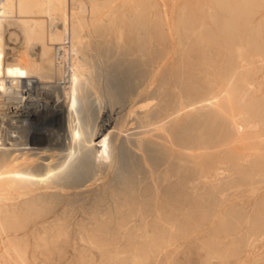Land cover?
<instances>
[{
	"label": "rangeland",
	"instance_id": "obj_1",
	"mask_svg": "<svg viewBox=\"0 0 264 264\" xmlns=\"http://www.w3.org/2000/svg\"><path fill=\"white\" fill-rule=\"evenodd\" d=\"M219 1L220 6L215 0H119L82 14L85 26L80 35L86 44L81 56L94 66L86 69L91 75L83 85L84 113L90 124L85 139L97 136L98 117L105 115L112 131L103 147L111 162L100 173L95 170L96 179L85 189L81 183L93 175V166H84L73 176L65 195L30 201L8 220L10 234L17 236L12 244L26 255L28 264H237L243 259L248 236L264 233V106L253 114L260 122L258 135L245 130L242 137L248 136L242 142L235 140L229 128L232 107L219 100L213 113L189 111L174 118L169 141L167 126H158L161 138L149 144L145 165L127 149L137 142L130 131L139 126L141 109L152 111V119L158 121L167 110L217 95L224 77L238 69L240 56L264 50V0ZM9 29L5 35L9 62L35 67L37 50L25 45L16 28ZM170 41L173 63L157 80L159 86L169 81L167 91L157 87L151 105L148 96L137 95V89L152 76ZM143 48L145 61L137 58ZM53 51L49 57L53 63L44 77L48 105L60 95L65 81ZM117 56L122 58L114 83L107 90L105 106L99 107L91 94L95 89L102 92L99 80ZM54 125L47 131L60 130L63 119ZM247 152L253 153L252 163L239 165L238 157ZM120 153L123 167L134 179L133 184H124L122 192L121 184H111ZM11 154L12 150H0V158L6 161ZM218 167L231 172L230 177L195 189L188 184ZM151 179L158 184H150ZM42 221L51 223L43 231H29Z\"/></svg>",
	"mask_w": 264,
	"mask_h": 264
},
{
	"label": "bare ground",
	"instance_id": "obj_2",
	"mask_svg": "<svg viewBox=\"0 0 264 264\" xmlns=\"http://www.w3.org/2000/svg\"><path fill=\"white\" fill-rule=\"evenodd\" d=\"M96 1L2 0L0 9V138L2 141L0 150H12V154L7 161L3 159V156L0 158V264H28L26 255L14 243L12 244L14 242L13 239H16L17 236L10 234L7 224L8 220L14 218L17 209H20L21 206H26L30 201L43 199V197L65 195V186L68 187V184H72L73 176L84 166H93V169H91V174L93 173V175L81 183L85 189L88 184H91L96 179L94 178L97 174L96 171L100 173V170L111 162L109 154L103 147L105 140H107L112 131V127L107 124L108 122H105V115L102 114L104 119L100 115L98 117L97 136L94 139H85V131H88L90 124L86 121V116L88 115L85 116L84 113L85 106L82 95L83 85L87 82L88 75H91L90 70L87 71L86 69L90 68L91 65L88 66L84 56H81L84 54H81V49L86 44H84L86 38L80 35L84 30L81 32L82 25H84V22L82 23V14H87L89 10L101 9L104 5L113 4L119 0H100L96 4L97 6H93ZM221 3L219 0H215V4L218 6ZM213 17L211 13L209 15L211 21H213ZM109 19L107 18V21H110ZM87 21L85 20L86 23ZM9 28H16L22 36L25 45L27 44L28 47L34 46L37 50V54L35 55L34 53L37 56L35 67L9 62L5 52V35L8 33L7 30ZM11 36H14V34ZM148 45L151 48L153 43L149 42ZM172 45L173 42L170 41L168 46H165L163 60L153 71L152 76L143 81L137 89V95L148 96L147 100H150L151 105L154 104L153 101H156V96L153 97V95L157 91V87H162V89L166 90V86L169 84L167 80L163 83V86H159L160 84L157 80L162 72L166 74L171 69L173 63ZM52 49L55 51L53 59L55 61L56 58V65L57 63L60 64L65 81L61 84L58 83L63 85L60 88L61 93L58 96H54L51 104L48 105L46 96L49 89L47 90L48 81L45 82V74L53 63L49 59L52 56L50 55ZM33 50L28 51L32 52ZM56 53H59V56ZM121 58L118 56L117 58H112L111 67L106 63L108 68L106 67V72L104 71L103 80L98 77L99 81H102V92L95 89L91 97L94 98L99 107L104 105L103 103L106 101L107 90H110L114 83L116 76L114 71ZM137 58L142 61L147 59L145 48L141 50ZM94 59L96 60V58ZM98 61H101V59L99 60L98 58ZM100 63L103 65L102 62ZM91 67L93 68L94 66ZM239 74L241 75L240 78L238 77ZM92 79L94 80L93 77ZM98 84L100 83L98 82ZM92 86L90 85V87ZM219 89L220 93L217 95L205 97L187 105H180L179 109H175L172 112L165 111L158 121L155 118L152 119V111L141 109L142 116L141 118L137 117L138 120L141 119V122L138 121L139 126L130 131L133 135H136L135 137H138V139L135 138L137 140L136 144L134 142L131 146L129 144L130 147L127 146L130 154L136 161L138 160L145 165L150 152L149 144L152 145L155 137L159 136L158 132H156L158 126H167L165 137L169 141V128L174 118L189 111L213 113L216 111L219 100L232 107L229 128L236 141H243V138L248 134L245 133L244 137H242L245 130L254 135V137L257 136L260 130V122L258 123L254 120L253 114L258 108L261 111L264 106V50L240 56L238 69H233L224 77ZM61 118L63 119V126L60 130L64 129V132L60 130L55 132L53 130L47 131L49 127L55 128L54 124ZM247 147L250 149V146H246V149ZM252 155L253 153L250 152L242 153L238 157L239 165L252 163ZM124 164L125 162L120 153L116 179L114 178L111 181V184H121L120 192L123 191L124 184L134 183L132 182L134 180L133 175L129 169L123 167L125 166ZM230 175L231 172L226 173L225 168L218 167L208 175H201L188 184L195 189L199 184L218 183L228 179ZM98 180H101V178ZM150 181V184H158L157 179H151ZM51 198L49 197L48 199ZM51 221L39 222L30 227L29 231L32 233L43 231ZM263 236L264 233L259 235L250 234L248 236L243 259L237 264H264V242L260 243ZM21 241L23 242V240ZM38 246L41 245L38 244Z\"/></svg>",
	"mask_w": 264,
	"mask_h": 264
},
{
	"label": "built area",
	"instance_id": "obj_3",
	"mask_svg": "<svg viewBox=\"0 0 264 264\" xmlns=\"http://www.w3.org/2000/svg\"><path fill=\"white\" fill-rule=\"evenodd\" d=\"M2 0H0V9H1ZM59 56V53H56Z\"/></svg>",
	"mask_w": 264,
	"mask_h": 264
}]
</instances>
